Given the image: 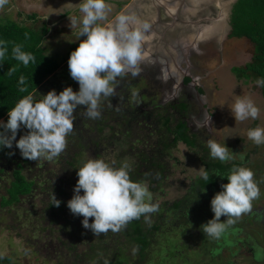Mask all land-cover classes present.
<instances>
[{"label":"trees","instance_id":"1","mask_svg":"<svg viewBox=\"0 0 264 264\" xmlns=\"http://www.w3.org/2000/svg\"><path fill=\"white\" fill-rule=\"evenodd\" d=\"M19 15L24 17L23 13ZM40 19L38 14L27 16L31 26L27 22L0 19V40L8 47L5 58L0 60V120H7L9 109L29 93L35 99H42V95L53 89L57 94L69 86L78 91V82L62 83L61 79H69V72L63 67L66 58L50 55L45 43L52 28L46 22L37 26ZM229 24V37L246 39L254 49L251 61L233 67L232 73L239 81L255 83L258 78H264V0H237L232 6ZM17 44L32 53L35 61L25 66L15 60L11 50ZM78 45L72 46L68 56ZM145 69L149 70L144 66L143 72ZM143 74L141 82L133 78V83H113L115 93L101 99L99 118H88L84 115L85 106H78L74 111L73 130L66 137V147L52 160L26 159L15 142L12 148L0 149V183L5 185L4 174L8 167L13 174L5 193V186H0V217L3 218L2 210L9 208L12 226L16 227V221L26 231L32 227L37 234L46 232V241L50 239L51 245L65 251L57 264H242L243 259L248 260L246 264H262L257 255L264 249L263 165L252 160L249 152H242L243 148L229 161L211 158L207 145L203 147L200 135L191 129L188 119L191 104L180 100L179 104L167 106L162 85L156 80L161 79L158 71L156 75ZM21 76L25 77L27 86L24 93L19 91ZM188 78L184 77V82L187 83ZM148 80L156 84L154 94L148 92ZM138 88L139 93L134 91ZM259 88L264 99V86ZM202 92L204 95V90ZM209 126L208 122L203 129L208 130ZM21 135L17 132V140ZM179 143H185L197 153L202 150L200 159L209 179L196 176L187 183L180 182L177 187H181L184 194L169 201L165 200L166 189L172 187L169 181L176 161L172 155ZM94 158L117 168L127 163L130 178L148 184L157 211L146 214L147 220L141 216L129 221L116 232L109 230L95 235L85 229L81 223L83 217L72 214L67 202L74 195L77 168ZM234 165L253 171L260 194L251 201L250 209L239 218H233L235 222L216 239L204 234L201 225L214 216L210 201L228 180L213 172L226 175ZM52 193L60 201L59 206L53 205ZM33 197H42L41 202L31 201ZM21 215L27 218L21 221ZM32 215V224H29L31 218L28 217ZM93 219L89 218V222ZM220 219L225 221L227 217ZM0 264L22 263L6 256L0 257Z\"/></svg>","mask_w":264,"mask_h":264},{"label":"clouds","instance_id":"2","mask_svg":"<svg viewBox=\"0 0 264 264\" xmlns=\"http://www.w3.org/2000/svg\"><path fill=\"white\" fill-rule=\"evenodd\" d=\"M8 0H0V7ZM78 10L69 17L70 28L80 40L78 47L70 53L68 68L70 76L78 82V91L71 86L57 94L55 89L35 99L29 93L23 96L8 111L7 121L0 120V149L15 147L22 157L38 161L41 158L52 160L66 147V137L73 130L74 111L83 108L84 115L90 119L99 118L100 101L115 93L112 86L122 73L138 74L137 65L142 59V42L149 30L148 23H136L133 17L120 13L114 20L107 22L110 12L108 0H79ZM48 16L43 17L46 20ZM84 37V39H80ZM8 53L7 43L0 40V60ZM15 60L27 66L35 61V56L23 50L22 45H15L11 50ZM19 91L27 92L25 77L21 76ZM255 83L264 86V78ZM235 121L242 122L249 118L255 120L260 114L259 107L248 96H237L228 106ZM28 131L17 140L21 128ZM247 137L256 145L264 144V127L256 126L247 131ZM209 155L221 162L233 159L226 144L215 140L207 141ZM78 180L74 186V195L67 202L72 214L82 216V226L93 234L116 232L133 219L157 211L152 203L153 195L148 184L133 181L129 175L127 163L113 167L103 159H88L77 168ZM228 182L221 185L210 201L214 216L201 225L204 234L219 239L225 234L227 226L235 222L251 207V201L260 194L253 171L245 166H233L226 175ZM200 178L209 179V173L199 169ZM83 192V194H81ZM53 205L60 201L52 193ZM227 219L221 221V217ZM89 218H94L89 222Z\"/></svg>","mask_w":264,"mask_h":264},{"label":"rangeland","instance_id":"3","mask_svg":"<svg viewBox=\"0 0 264 264\" xmlns=\"http://www.w3.org/2000/svg\"><path fill=\"white\" fill-rule=\"evenodd\" d=\"M194 1L199 3L197 0H190L192 7L193 5L197 6ZM78 7L79 0H8L7 4L0 7V19L6 18L21 23L27 22V16L38 14L41 19L37 26H41L46 21L52 28L49 38H47L45 43V47L48 49L50 55H58L60 58H66L67 62L65 61L63 67L68 68V53L72 46L79 43L80 40H78L75 34L76 30H72L69 26V17H64L70 12L74 14L78 10ZM206 7L209 10L205 8L204 12H201L199 16L207 18L215 14V16H213L215 19L216 17L218 18V22L215 21L214 25H211L212 27L208 29H205L207 28V22H202V27L194 23L183 26V29L189 32L190 35L197 32L196 34L198 36L200 32L202 36L198 40L188 39L185 36L181 45H174V48H177L175 52H172L169 48L167 49V58H169L170 62L174 60V65L177 63L183 71L187 70L188 66L191 67V70L188 69L186 73L188 74L189 72L188 76L193 78H188L189 81L187 83L183 81L184 77L181 78L183 85L187 90L193 93L192 95L194 98L189 101L191 104V114H189L190 116L188 115V119L190 120L191 129L194 133L200 135V139H202L203 142L201 145L203 147L207 145L209 139L215 140L222 145L226 144V146L229 147L228 151L233 153V158L237 157L238 153H240V150L243 148L242 152H249L252 160L258 161V164L261 163L264 169V144L256 145L247 137L248 129L255 128L256 126L264 127V99L256 83L247 80L239 81L232 73L233 67L243 66L251 61L254 53L253 45L246 39L238 40L229 37V19L232 10L230 4L220 6V9L217 11L215 5L208 4ZM181 9L186 11L184 7ZM175 11L176 10L170 8L168 9L166 28L168 27L167 24L169 21H173L172 16ZM20 13H23L24 17L21 18L19 15ZM45 16H48V18L43 20ZM185 16L189 18L185 19L186 22L187 20L196 22L199 18V16L194 17L187 12ZM159 23L164 24L165 20L161 18ZM177 24L173 23L171 26L169 25L171 28L167 29V32L171 29H175ZM27 25L31 26L32 24L31 22H27ZM160 27L161 25H159L158 28L161 29ZM161 32H164V28H162ZM80 39L82 40L84 37ZM158 39L160 40V38ZM165 40H167V37ZM147 43L149 42H146V44ZM163 46L164 45L161 44L160 49ZM185 49L184 58L183 51ZM173 53H176V55H173L175 57L171 56ZM143 67L144 66H142V68ZM66 68L65 71L68 70L69 72V68ZM141 71L143 72V70ZM68 74L69 79H67V81L60 78L62 83L68 84L67 82L71 80L76 82L71 78L70 73ZM142 74L143 73L137 76V78H140ZM132 77L126 78V82H131V79L135 76ZM141 86L143 87V83L140 84V87ZM192 87H194V89ZM147 88L149 89L148 92L151 94L157 91L156 84L151 80H148ZM138 90L140 89L138 88L134 91L139 93L140 91ZM150 90H152V92ZM203 90L205 92L204 95L202 92ZM237 96H248L254 101L260 109V114L257 119L253 120L249 118L242 122L235 121L228 106L234 102ZM199 97L203 100L202 103ZM180 100L184 102L188 99L182 95ZM206 106L207 108H205ZM2 120L5 122L7 121L5 119ZM208 122L210 123L208 130L203 129L207 127ZM27 131L28 130L23 127L18 130V132L22 134H25ZM199 151L200 152L197 153L185 143L178 144V147L174 150L172 155L176 159V161L174 160L173 162V173L169 181V183H172V187L166 189L168 191L165 200L173 201L180 198L184 194V190L181 189V187H177L178 184L182 181L187 183L191 178L200 176L199 169L203 167L204 170V165L200 159L203 155L202 150L199 149ZM4 178L5 187L2 182V184L0 183V186L4 187L3 193H5V189L10 188V183L13 181V174L10 167H8V171L4 174ZM41 198L42 197H33L30 200L39 204ZM7 210L9 211L10 209L4 208V210H2L3 218L0 217V257L9 256L22 264H57V262H59V257L65 251L57 249V247L55 248V245H51L50 239L46 241V232H39L37 234V232H34L36 230L32 227L26 231L23 227L18 226L16 221L14 222L16 227L12 226L13 221L10 220V212H7ZM22 213L24 212L22 211ZM20 217L21 221L27 218L26 215H21ZM33 217V215L28 217L31 218L29 224H32ZM257 257L262 256L260 254L257 255ZM246 263H248V260L243 259L242 264Z\"/></svg>","mask_w":264,"mask_h":264},{"label":"flooded vegetation","instance_id":"4","mask_svg":"<svg viewBox=\"0 0 264 264\" xmlns=\"http://www.w3.org/2000/svg\"><path fill=\"white\" fill-rule=\"evenodd\" d=\"M156 1L159 3L161 2V0H156ZM161 5H162V10L165 9L168 11L169 8L167 7V1L166 0H163ZM177 8L178 7H176L175 9H172V10H177ZM155 10H157V5L155 3V0H138L137 3L132 4V6H130L124 12L125 14L132 16L133 20H139L142 22H150L153 20V23L150 22L149 30L145 33V38L142 42V59L139 61L138 65H137V68L139 69L138 74L134 77L131 74V72L122 73L119 77L116 78L115 82H121L122 85H124V83L126 82V80H125L126 78H129L132 76L134 78H137V76H140L141 73L147 74L148 72H149V74L151 73V75L152 74L156 75V70H157L159 75L161 76V79L156 78V80L162 85L161 90H162V94L164 95V98L166 99L167 106H172V105H175L176 103L179 104L181 102L180 99H181L182 95H184L186 97V99H188L187 101H184V102L188 103L190 100L194 99L193 95H192L193 93L190 92L189 90H187V88L183 85L184 80L182 81L181 78H183L185 76L190 77V76H188L189 72L187 74L186 71H188V69L191 70V67L188 66L187 70L183 71V69H181L177 63H175V65H174V61L170 62L169 58H167V53H168L167 48H166L167 44H164L167 42V40L164 39V36H165V38L167 37L166 36L167 29L171 28V27H169V25L170 26L172 25V20L169 21V23L167 24L168 27L166 28V26L164 24L159 23L160 19L158 20V17L156 16L157 12ZM71 15H73V12L68 13V15L65 16L64 18H68ZM163 16L164 15L162 13V17ZM114 18H115V16L111 20L107 19V21L105 23L114 20ZM172 18H173V16H172ZM159 25H161L160 28H164V32H161V31L158 32ZM153 33H157V36L160 35V36H158V38H160V40L158 39V42H160V44H158V42L157 43L152 42L151 47L148 48V44H145V41L148 42V40L151 38V35ZM163 39L165 41H162ZM162 42H164V43H162ZM161 44H163L164 46L160 49ZM185 52H186V49L183 51L184 58H185V55H184ZM142 66L148 67L149 70L145 69V71L142 72L141 71V70H143ZM143 77H144V74H142V76L140 78H138L136 81L140 80V82H141ZM190 78L192 79L193 77H190ZM152 79H155V78H152ZM160 80H161V82H160ZM193 80H195V79H193ZM133 82L134 81H131V83H133ZM192 88L194 89V87H192ZM199 100L202 103L203 100H201V97H199ZM171 103H174V104H171ZM261 209L264 213V205L261 207ZM256 238H259L262 240V237H260V236H256ZM260 254L262 256L260 261H262V264H263V262H264V249L261 250Z\"/></svg>","mask_w":264,"mask_h":264},{"label":"crops","instance_id":"5","mask_svg":"<svg viewBox=\"0 0 264 264\" xmlns=\"http://www.w3.org/2000/svg\"><path fill=\"white\" fill-rule=\"evenodd\" d=\"M137 1L138 0H108V7L110 8V12L107 14V19L111 20L114 16H116V15H118L120 13H124L130 6H132V4L137 3ZM162 1L163 0H161V2L159 3V2H157L155 0V3L157 5V10H155L157 12L156 16H158L159 19L162 18L167 23V10H165V9L162 10V5H161ZM169 1L170 2H174L175 1L174 3H177L178 6H179L178 9L173 14L172 24L173 23H175V24H177V23H183L184 24L185 23V24L189 25L190 23H194L195 25H200L202 27V25H203L202 22H204V23L207 22V29H208L209 27H212L211 25H214L215 21L218 22V18L216 17V19H215V17H214L215 14H214V16L212 14L210 17H207V18H203L202 16H199V18H198V20L196 22H194V21L191 22L189 20H187V22H186L185 19H189V18H186L187 16H185V13L186 12L188 13L189 11L188 10L184 11L181 8L184 7V5H186V3L188 1H190V0H169ZM197 1L199 3H196L194 1L195 4L200 7L201 12H204V10H205V8H207L206 6H208V4L215 5L216 6V11H217V10L220 9L219 8L220 6H226L228 4H230L231 8H232V6L235 4V2L237 0H197ZM201 12H200V14H201ZM162 13L164 15L163 17H162ZM160 16H161V18H160ZM152 23H153V21H152ZM158 36H160V35H158ZM166 36H167V34H166ZM162 41H164V39ZM148 42H149V43H147L148 44V48L151 47L152 42L157 43L158 42L157 33H153L151 35V38L148 40ZM145 44H146V42H145ZM158 44H160V42Z\"/></svg>","mask_w":264,"mask_h":264},{"label":"bare ground","instance_id":"6","mask_svg":"<svg viewBox=\"0 0 264 264\" xmlns=\"http://www.w3.org/2000/svg\"><path fill=\"white\" fill-rule=\"evenodd\" d=\"M175 2V1H174ZM174 2H170L169 0H167V7L170 8V9H175L176 7H179L177 3H174ZM177 2V1H176ZM184 8L186 10H188V14L190 15H193L194 17L196 16H199L200 12H201V9L199 6H195L193 5V7L191 6V2L188 1V3H186V5H184ZM178 9V8H177ZM214 15V14H213ZM166 18V17H165ZM136 23L134 24V26H138L139 24H142V23H145V22H142V21H139V20H134ZM149 21V20H148ZM151 22V21H150ZM150 22H146L150 25ZM164 25H166V22L164 23ZM187 26L188 24H177V26L175 27V29H171L170 31H168L167 33V42L164 43V44H167V49L169 48L172 52H175V49L177 48H174V45L175 46H179L181 45V42L184 40L183 38L186 36L188 39H192V40H197L198 38H200L202 35L200 34L199 32V35L197 36V32L196 33H192L191 35L189 34V32H187L185 29H183V26ZM207 29V28H205ZM204 29V30H205ZM161 29L158 28V32L161 31ZM202 31V30H201ZM164 39H165V36H164ZM165 41V40H164ZM169 41V42H168ZM179 49V48H178ZM165 50V49H164ZM182 51V50H181ZM170 52V51H169ZM176 55V53H173L171 56L173 55ZM178 54V52H177ZM182 54V53H181ZM170 56V57H171ZM175 57V56H173ZM172 57V58H173ZM174 61V60H173ZM175 62V61H174ZM209 162V161H208Z\"/></svg>","mask_w":264,"mask_h":264}]
</instances>
